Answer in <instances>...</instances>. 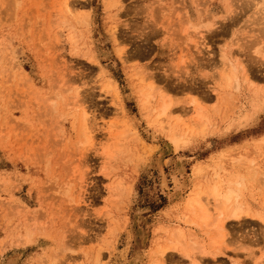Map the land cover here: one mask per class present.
Here are the masks:
<instances>
[{"label":"rangeland","instance_id":"obj_1","mask_svg":"<svg viewBox=\"0 0 264 264\" xmlns=\"http://www.w3.org/2000/svg\"><path fill=\"white\" fill-rule=\"evenodd\" d=\"M257 211L264 0H0V264H264Z\"/></svg>","mask_w":264,"mask_h":264},{"label":"bare ground","instance_id":"obj_2","mask_svg":"<svg viewBox=\"0 0 264 264\" xmlns=\"http://www.w3.org/2000/svg\"><path fill=\"white\" fill-rule=\"evenodd\" d=\"M201 16V15H200ZM200 19H202V18H199V20ZM200 22H201V20H200ZM199 22V23H200ZM198 23V24H199ZM201 23H203V19H202V22ZM197 25V24H196ZM199 25H201V24H199ZM203 25V24H202ZM194 27V26H193ZM200 26H198L197 28H199ZM196 28V29H197ZM198 30V29H197ZM116 52H117V55H118V57H120L121 59H122V57H124L125 55H126V51H125V49H119L118 48V46L116 47V50H115ZM128 51V50H127ZM223 55V54H222ZM230 75H232L231 73H230ZM247 75V74H246ZM22 77V76H21ZM25 77V76H24ZM106 77V76H105ZM228 77V76H227ZM231 77H233V75L231 76ZM226 78V77H225ZM226 80H230V79H227L226 78ZM230 82V81H229ZM106 85V84H105ZM109 86V85H108ZM116 88V87H115ZM115 88H113L114 89V91L116 92V90H115ZM109 90V89H108ZM108 90H106V91H108ZM112 90V89H111ZM118 90V89H117ZM118 92V91H117ZM152 94V93H151ZM115 96V95H114ZM117 100V99H116ZM168 105L166 104V105H164V106H162V108H161V112L162 111H166L167 109H168ZM198 112V111H197ZM200 113V112H199ZM159 115H162V113H160ZM163 115H164V112H163ZM197 115H198V113H197ZM85 117V115H83V118ZM82 118V120L84 121H82V128H83V130L81 131L82 133L83 132H85V133H83V136H87V138L89 139H91V137H88L89 135H87V134H89V131L87 130V128L86 127H88L87 126V124H88V120H87V118H86V120H85V118L83 119ZM85 122H87V124H85ZM85 129L87 130V131H85ZM88 132V133H87ZM86 134V135H85ZM81 136V135H80ZM82 137V136H81ZM84 139L85 140V142H86V140H88V139ZM89 139V140H90ZM89 142V141H88ZM91 142V141H90ZM82 144V143H81ZM88 145H90V144H88ZM87 145V146H88ZM87 148V147H86ZM85 148V149H86ZM84 149V148H83ZM254 174V173H253ZM163 175V174H162ZM162 177V186L165 188L166 186H167V183H166V180H165V178H164V176H161ZM211 193V196L210 197H212L213 198V200H214V202L215 203H217L218 205H219V208H220V211H221V213L219 214V216H218V218L217 219H215V220H213L214 222H212L211 224H212V227H216L215 228V230L217 229V228H220L222 231H224V228L222 227L223 226V224H224V222L225 223H227V220L229 221V218H232V219H234L235 221H239L240 220V218L241 217H243V214L244 215H247L249 212L248 211H251V210H248V207H246V209H245V211H243L244 209H242V203H240V201L238 200V198H239V193H238V190H236V189H233V188H226L223 192H221L220 190H219V188L217 187V186H215V187H213V188H211V191H210ZM200 193V192H199ZM209 194V195H210ZM211 199V198H210ZM201 201V200H200ZM236 201H239V203L237 204V202ZM240 204V205H239ZM187 206L188 207H190V209L192 210L193 209V217H196V221H193V222H191L190 221V223H192L193 225H195L196 223L198 224H202V225H200L201 227L203 226L204 227V224H206V220L208 219V213H207V209H205L202 205H201V203H199V200L198 199H196V197L195 198H189V200L187 201ZM227 207H231V209L230 210H228V208ZM218 208V207H217ZM218 208V209H219ZM227 210V213H225V211ZM222 216V217H221ZM254 216H256V217H258L259 219H264V213H262V212H259V211H257V212H255V215ZM244 218V217H243ZM195 219V218H194ZM187 221V220H186ZM189 222V221H188ZM230 222H232V220L230 219ZM229 222V223H230ZM190 223H187L188 225L190 224ZM195 223V224H194ZM191 224V225H192ZM211 224H209V225H211ZM197 226V225H196ZM199 226V225H198ZM207 227V224L205 225V228ZM198 228V227H197ZM196 228V229H197ZM173 231V230H172ZM171 231V232H172ZM214 231V230H213ZM217 232H219V233H221V231H219L218 229L216 230ZM207 233V232H206ZM184 235H185V233L183 232V230L181 229V228H179L178 229V227H177V229L176 230H174L172 233H171V237H173V240L175 239V241H168L169 242V244L168 245H166L165 247H163V246H160V247H158V249H157V253H158V256H161L162 258L164 257V255H166L165 253L167 252V251H172L173 249H175L176 248V246L177 245H179L180 244V246L182 245V244H184V243H182L181 241L182 240H184ZM223 235H224V232H223ZM205 236H206V234H205ZM208 238V237H207ZM213 238V237H212ZM215 238V237H214ZM213 238V239H214ZM218 238L219 237H216V239L218 240ZM29 239H31L32 240V237H29L28 236V239L27 240H29ZM215 240V239H214ZM214 240H211V241H214ZM216 240V241H217ZM210 241V242H211ZM30 241H28V242H26V243H29ZM25 243V242H24ZM178 243V244H177ZM182 243V244H181ZM182 247V246H181ZM183 247H184V245H183ZM182 247V248H183ZM182 248H181V250H182ZM184 249H185V247H184ZM184 249L182 250L183 252H184ZM171 253V252H170ZM185 253V252H184ZM186 255V254H185ZM263 255V254H262ZM186 257H187V255H186ZM263 259V258H262ZM194 263H196L194 260H192ZM159 263H161V261H160V259L159 258H155L153 261H151V263L150 264H159Z\"/></svg>","mask_w":264,"mask_h":264}]
</instances>
